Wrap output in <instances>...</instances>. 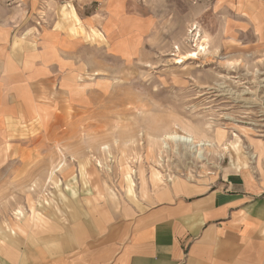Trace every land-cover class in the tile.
<instances>
[{
  "label": "rangeland",
  "instance_id": "rangeland-1",
  "mask_svg": "<svg viewBox=\"0 0 264 264\" xmlns=\"http://www.w3.org/2000/svg\"><path fill=\"white\" fill-rule=\"evenodd\" d=\"M0 33V245L94 194L264 179V0H0Z\"/></svg>",
  "mask_w": 264,
  "mask_h": 264
},
{
  "label": "crops",
  "instance_id": "crops-1",
  "mask_svg": "<svg viewBox=\"0 0 264 264\" xmlns=\"http://www.w3.org/2000/svg\"><path fill=\"white\" fill-rule=\"evenodd\" d=\"M4 36L0 91L12 60ZM134 185L132 176L128 192ZM91 198L97 205L69 223L44 220L1 244L0 264H264V179L235 173L213 185L181 177L121 207Z\"/></svg>",
  "mask_w": 264,
  "mask_h": 264
},
{
  "label": "bare ground",
  "instance_id": "bare-ground-1",
  "mask_svg": "<svg viewBox=\"0 0 264 264\" xmlns=\"http://www.w3.org/2000/svg\"><path fill=\"white\" fill-rule=\"evenodd\" d=\"M202 48H205L204 47V45L202 46ZM195 53V52H194ZM173 134H175V133H173ZM173 134H172V136L170 137V139L171 138H173V139H179V140H182V141H184V142H192V143H195L196 144V141L194 140V138L192 137V135H190V134H188V133H183V134H175L174 136H173ZM169 135H171V134H169ZM129 172V171H128Z\"/></svg>",
  "mask_w": 264,
  "mask_h": 264
}]
</instances>
